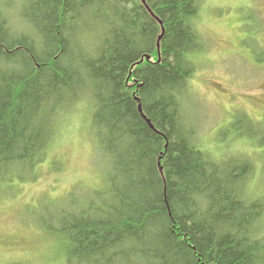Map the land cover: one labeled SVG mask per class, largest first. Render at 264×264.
<instances>
[{"label":"trees","instance_id":"obj_1","mask_svg":"<svg viewBox=\"0 0 264 264\" xmlns=\"http://www.w3.org/2000/svg\"><path fill=\"white\" fill-rule=\"evenodd\" d=\"M200 12L199 0H0V183L59 169L56 142L86 117L108 163L104 186L38 215L62 248L51 264H264L252 165L219 160L183 112Z\"/></svg>","mask_w":264,"mask_h":264},{"label":"rangeland","instance_id":"obj_2","mask_svg":"<svg viewBox=\"0 0 264 264\" xmlns=\"http://www.w3.org/2000/svg\"><path fill=\"white\" fill-rule=\"evenodd\" d=\"M199 2L195 24L205 48L195 53L184 92L186 122L219 160L248 161L251 185L264 194V0ZM74 126L56 142L59 169L43 164L35 178L9 191L0 183V264H49L62 248L41 229L38 215L49 202L65 203L69 192L79 199L105 185L108 163L89 118L82 134Z\"/></svg>","mask_w":264,"mask_h":264},{"label":"water","instance_id":"obj_3","mask_svg":"<svg viewBox=\"0 0 264 264\" xmlns=\"http://www.w3.org/2000/svg\"><path fill=\"white\" fill-rule=\"evenodd\" d=\"M141 1L144 2V0H141ZM160 24H161V21H160ZM162 33H163V28H161V34L158 36V39H160ZM158 46H159V44L157 43V48H158ZM138 108L140 109V106ZM143 117H145V116H143ZM147 122H149V121L147 120ZM160 170H161V167H160Z\"/></svg>","mask_w":264,"mask_h":264}]
</instances>
